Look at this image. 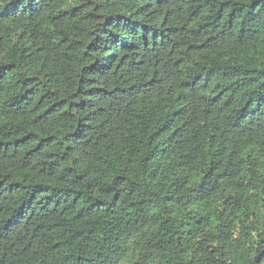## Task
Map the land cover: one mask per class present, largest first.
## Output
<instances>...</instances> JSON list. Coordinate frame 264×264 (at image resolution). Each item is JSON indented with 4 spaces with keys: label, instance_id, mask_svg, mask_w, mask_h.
Segmentation results:
<instances>
[{
    "label": "trees",
    "instance_id": "trees-1",
    "mask_svg": "<svg viewBox=\"0 0 264 264\" xmlns=\"http://www.w3.org/2000/svg\"><path fill=\"white\" fill-rule=\"evenodd\" d=\"M0 264H264V0H0Z\"/></svg>",
    "mask_w": 264,
    "mask_h": 264
}]
</instances>
